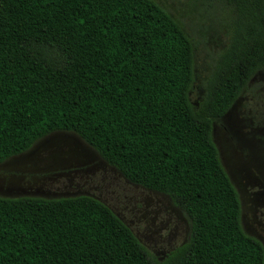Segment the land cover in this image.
Returning a JSON list of instances; mask_svg holds the SVG:
<instances>
[{
	"label": "trees",
	"instance_id": "1",
	"mask_svg": "<svg viewBox=\"0 0 264 264\" xmlns=\"http://www.w3.org/2000/svg\"><path fill=\"white\" fill-rule=\"evenodd\" d=\"M199 2L222 29L194 110L191 41L154 0H0V162L72 131L190 221L159 260L93 197H0V264H264L211 138L264 68V0Z\"/></svg>",
	"mask_w": 264,
	"mask_h": 264
},
{
	"label": "rangeland",
	"instance_id": "2",
	"mask_svg": "<svg viewBox=\"0 0 264 264\" xmlns=\"http://www.w3.org/2000/svg\"><path fill=\"white\" fill-rule=\"evenodd\" d=\"M154 1L191 41L187 95L196 110L204 93L208 55L220 41L222 26L199 0ZM211 138L237 192L241 227L264 250V68L222 116L212 119ZM76 195L105 204L156 259L188 239L189 218L166 195L128 181L72 131L54 130L0 162V197Z\"/></svg>",
	"mask_w": 264,
	"mask_h": 264
}]
</instances>
